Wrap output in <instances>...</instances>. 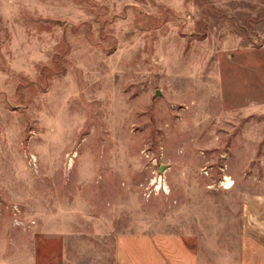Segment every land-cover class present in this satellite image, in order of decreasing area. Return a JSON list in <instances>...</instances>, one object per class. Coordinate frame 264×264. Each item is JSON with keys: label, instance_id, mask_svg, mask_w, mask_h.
Returning a JSON list of instances; mask_svg holds the SVG:
<instances>
[{"label": "rangeland", "instance_id": "1", "mask_svg": "<svg viewBox=\"0 0 264 264\" xmlns=\"http://www.w3.org/2000/svg\"><path fill=\"white\" fill-rule=\"evenodd\" d=\"M262 194L264 0H0V264H238Z\"/></svg>", "mask_w": 264, "mask_h": 264}, {"label": "crops", "instance_id": "2", "mask_svg": "<svg viewBox=\"0 0 264 264\" xmlns=\"http://www.w3.org/2000/svg\"><path fill=\"white\" fill-rule=\"evenodd\" d=\"M260 203H244L242 213L243 257L238 264H264V194Z\"/></svg>", "mask_w": 264, "mask_h": 264}, {"label": "bare ground", "instance_id": "3", "mask_svg": "<svg viewBox=\"0 0 264 264\" xmlns=\"http://www.w3.org/2000/svg\"><path fill=\"white\" fill-rule=\"evenodd\" d=\"M230 183H231V181L229 180V181L225 184V186H229Z\"/></svg>", "mask_w": 264, "mask_h": 264}]
</instances>
